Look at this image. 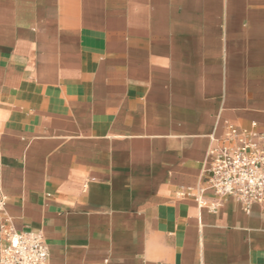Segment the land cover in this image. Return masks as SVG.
I'll use <instances>...</instances> for the list:
<instances>
[{
  "label": "crops",
  "instance_id": "obj_1",
  "mask_svg": "<svg viewBox=\"0 0 264 264\" xmlns=\"http://www.w3.org/2000/svg\"><path fill=\"white\" fill-rule=\"evenodd\" d=\"M264 131V0H0V193L47 264H264V207L202 191Z\"/></svg>",
  "mask_w": 264,
  "mask_h": 264
},
{
  "label": "built area",
  "instance_id": "obj_2",
  "mask_svg": "<svg viewBox=\"0 0 264 264\" xmlns=\"http://www.w3.org/2000/svg\"><path fill=\"white\" fill-rule=\"evenodd\" d=\"M225 143L208 152V176L200 189H187L199 208L202 191L220 198H232L248 213L250 207H264V131L238 130L227 125ZM49 257L40 232L16 231L5 213L0 193V264H47Z\"/></svg>",
  "mask_w": 264,
  "mask_h": 264
}]
</instances>
